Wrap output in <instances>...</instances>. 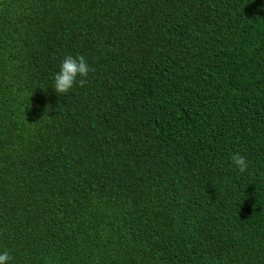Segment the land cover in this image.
Listing matches in <instances>:
<instances>
[{"label": "trees", "instance_id": "16d2710c", "mask_svg": "<svg viewBox=\"0 0 264 264\" xmlns=\"http://www.w3.org/2000/svg\"><path fill=\"white\" fill-rule=\"evenodd\" d=\"M81 54L86 83L55 94ZM4 250L264 264V0H0Z\"/></svg>", "mask_w": 264, "mask_h": 264}, {"label": "clouds", "instance_id": "9594fccd", "mask_svg": "<svg viewBox=\"0 0 264 264\" xmlns=\"http://www.w3.org/2000/svg\"><path fill=\"white\" fill-rule=\"evenodd\" d=\"M91 71L93 69L84 55H66L60 62L49 86L55 94H67L77 84L84 85ZM230 160L232 165L241 173L247 170L248 161L241 153H232ZM11 260L9 251H0V264H11Z\"/></svg>", "mask_w": 264, "mask_h": 264}]
</instances>
